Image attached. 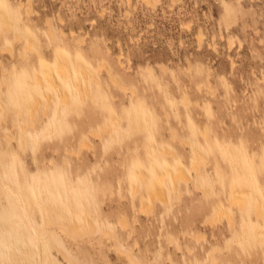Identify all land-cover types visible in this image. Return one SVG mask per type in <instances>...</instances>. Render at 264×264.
Wrapping results in <instances>:
<instances>
[{
	"label": "rangeland",
	"instance_id": "obj_1",
	"mask_svg": "<svg viewBox=\"0 0 264 264\" xmlns=\"http://www.w3.org/2000/svg\"><path fill=\"white\" fill-rule=\"evenodd\" d=\"M7 1L5 8L13 13L17 3H22L23 37L13 40L10 31L0 38V89L4 91V107L0 106L1 161L3 155L4 162L7 155H17L29 178L35 169L32 147L21 155L19 133L23 128L42 134L54 119L52 107L45 109L42 102L35 127H30L10 107L25 102H19L15 93L5 94V88L14 81L15 69L23 79L41 76L42 58L46 69L54 70L55 47L44 34L48 23L64 37L66 42L59 47L72 63L79 62L91 72H97L102 64L125 88L114 85L105 70L96 73L99 88L87 79L91 92L78 106L79 115L76 110L61 119L55 134L40 144L36 157L44 176L56 175L53 182L60 191L73 192L77 185L83 186L101 215L94 220L98 232L75 240L54 226L57 234L47 243L53 262L73 264L58 254L52 242L77 264H129L126 255L130 253L136 264H175L177 260L183 264L185 259L206 264H251L264 258V232L258 233L260 241H244L240 235L242 229H248V236L257 232L255 229L264 231V222L256 220L253 211L248 214V227H241L244 218L234 206L230 228L225 217L207 223L219 204L228 207L234 189H248L261 195L264 202V132L259 127L264 120V0ZM225 4L240 13L239 23L221 29ZM230 40L235 46L229 47ZM130 46L135 54L130 53ZM54 78L67 86L61 77L55 74ZM136 113L150 130L129 127L127 118ZM112 116L121 128L117 141L115 131L110 137L103 129ZM105 144L110 146L107 154ZM151 144L176 156L158 155L154 162L159 168L170 162L169 168L176 164L190 178L188 183H175L179 195L168 179L163 182L168 193L165 204L147 199L154 178L147 159L152 155ZM193 148L205 159L199 166V178L190 168ZM134 171L144 173L145 179L136 182ZM10 207L15 209L0 191V216L10 217ZM119 220L124 223L119 224Z\"/></svg>",
	"mask_w": 264,
	"mask_h": 264
},
{
	"label": "bare ground",
	"instance_id": "obj_2",
	"mask_svg": "<svg viewBox=\"0 0 264 264\" xmlns=\"http://www.w3.org/2000/svg\"><path fill=\"white\" fill-rule=\"evenodd\" d=\"M2 1L3 4L7 5L8 2L7 0H2ZM21 4L22 3L20 2L17 3L16 12L14 13L8 12L9 10L6 9L5 7H0V38L2 35L8 34V32L10 31L11 34L13 33L12 34L14 36L13 40H17L23 37L20 27L21 25L20 17L22 14ZM25 13L29 15V12L26 10ZM47 25L48 27L45 30L44 34L46 36V39L50 41V43H53L55 47V49L53 48L54 59H52L54 61V70L52 71L50 68L46 69L48 68V66L41 58L39 62L40 66L42 67L41 76H39L38 74L36 75L34 74V77L31 80L23 79L20 77V74L15 69V72H13L14 75L13 83H10L9 86L5 88L6 89L5 94L7 96H12L15 93L19 99V102L21 101L25 102L24 105H21L19 103L16 106L11 105L10 107L11 109H15L14 111L15 115L19 116L20 118L21 117L25 118L28 124L30 125V127H35L34 126L36 121L35 115H38L37 113L39 112V108H41L40 104L42 102H43L42 106L46 107L45 109H48L47 107L49 108L52 107V109L54 110V119H52L51 121L49 120L50 127L46 130V132L42 134L35 135L33 134L34 133L33 131H32L33 133H30L28 131L23 130V128L19 133L20 135L18 137L17 144L21 155L23 154L22 156H24L29 146L32 147L31 149L32 164L35 169L29 178L23 169L24 162L20 160L17 155L16 157L13 158H9V156L7 155L8 157L7 162H4L3 160L4 155L1 156L2 161L0 160V162L2 163L3 166L0 168V191L8 201L9 200L10 202L12 201V204L15 206V209L10 207L9 210L10 217H7L5 215L0 216V264H55L50 256L47 247L48 245L47 243L49 242V240L51 241L52 236L57 234L53 232L54 226L57 227L59 233L65 235L71 240H75L77 236L81 237L83 235L95 232L97 230V226H95L96 223H94V220L95 219L98 220L99 217L101 216L100 213L98 212L97 203H95V201L92 199L90 193L85 192L83 186L77 185L76 188H74L73 192H68L66 191V189L65 190L62 189L60 191V189H58L53 182V180H55L56 178L55 177L56 175L53 177H51L50 175L44 176V174L39 170V166L37 167V164L33 163V161L34 160L37 161L36 156H37V152H39L40 150L39 148L42 147L40 146L41 142H44L48 140L50 137H52L55 134V131H57L59 121L61 119L68 118L69 114L72 111L74 112L78 109V106L84 100L85 95L86 96L89 95L88 91H90L91 88L90 85H88L87 83V79H92L94 82V83L92 82L94 86L99 88L98 86L99 81L96 73L101 72V70H105V72H108V77L110 78L111 82L114 85H117L122 90H125V88L121 84H117L119 83L117 82L118 80L115 77H113L110 74L109 70L102 64L98 66L97 72L96 71L91 72L79 62L72 63L69 60V57L59 47L60 43L66 42L64 40V37H62V35L60 34H59L60 36H58L56 34L55 29L49 23ZM24 37L27 38L26 43L29 46L32 45L30 38L27 36ZM74 43L76 44L77 42ZM55 74L58 77H61L60 81H64L67 84V86L58 82L57 79L54 78ZM3 92L4 91L0 89V106H3L1 102L2 96L4 94ZM51 101H53V105ZM186 103L187 101L185 99L184 104ZM83 104L84 103H82V106ZM76 112H78V110ZM79 113L80 111L78 112V115ZM6 116L7 115H5V117ZM127 122L130 128H134V129L143 128L146 130H150L149 127L146 126L147 123L143 121V119L140 117L139 113H136L134 116L129 115L127 118ZM11 124L13 125L15 124V122L13 121ZM29 125H26V127H28ZM103 129L104 132L110 135V137L115 136V135L111 136L112 131H115L117 137L116 136L114 137V141L120 139V136L118 134L120 133L121 128L119 126V123L116 121V119H114L113 116L110 118V122H107L105 124V127ZM131 130L133 131V129ZM102 134L103 133L101 132L100 135L102 136ZM94 137H96V134ZM5 138L9 140L8 137ZM205 138H207V135H205ZM11 141L9 140V142ZM183 142L189 145V142L187 141H183ZM34 145L36 146L35 156L33 155ZM150 147H151L150 151L152 155L147 156L148 157L147 159H149L148 161L152 169L154 178L151 180V183H149V190L147 191L149 197L147 199L150 200V203H151V199H156L161 204H165V202L168 201L167 200L168 193L167 190L164 188L165 184L163 185V182H166L165 180L168 179V181H170V183L173 184L172 190L175 191V193L177 194L178 192L175 183H179V182L188 183L187 180L189 177L186 176L185 169L177 166L176 164H174L172 168H169L170 162L167 163L165 161L162 165H160L161 168H159L157 162H154L155 158L158 157V155H160L161 157L165 155L167 156L169 154H171V157L175 155H173L174 154L173 152H165L163 150H158L156 145L151 144ZM53 150L55 152V148ZM191 152H192L193 160L191 162L190 168L192 170L193 176L195 178H199L201 174L199 166L200 164L202 165V163H204L205 159L196 148H193ZM175 157H174V161L178 162L179 159ZM132 177L136 180V182H139L140 180L145 179L146 176L142 172L134 171L132 173ZM195 187L197 189H200L198 188V184H195ZM133 188H136V186H134ZM99 191L100 190L98 189V193ZM62 200L64 201V204L61 203ZM228 203L229 205L226 208L222 207V205L219 204V207L216 208V213L214 212L215 213L214 219L221 220L222 217H225L229 228L233 224L232 222L233 211L231 209L233 206L238 210V212L241 213V216L244 218L241 224L242 228L249 226V223L247 221L249 219L248 214L250 211H253L256 220L259 221L262 220L264 222V202L261 198V195L251 194L249 190L245 188H239L237 190L234 189L233 196L230 199H228ZM143 210L145 209L143 208ZM91 212H93L94 215H92L93 213ZM244 215H246L247 217H244ZM34 221H37V224H35ZM118 222H120L119 224H121L120 220ZM98 228L100 229V231H102L100 227ZM247 230L248 229L241 230L240 235L242 240L244 241L253 240V239L260 241L258 233L264 232L255 229L257 232H255L254 234L250 233V236H248L249 233L247 232ZM107 234L108 233L106 232L105 235ZM52 244H53L52 247L57 250L58 254H61L64 260H67L68 262H73V264H77L76 261H72L71 257L68 254H66L61 248L56 246L53 242ZM187 251L188 253L190 252L189 249ZM211 251H215L213 247L211 248ZM130 254H128V256L126 255L129 264H136L135 262L136 260L134 261V258Z\"/></svg>",
	"mask_w": 264,
	"mask_h": 264
},
{
	"label": "snow or ice",
	"instance_id": "obj_3",
	"mask_svg": "<svg viewBox=\"0 0 264 264\" xmlns=\"http://www.w3.org/2000/svg\"><path fill=\"white\" fill-rule=\"evenodd\" d=\"M0 7H7V5L3 4L2 0H0ZM149 7H151V5H149ZM224 7H225L226 11H225L224 17L221 20V29H223L225 26L231 28L233 23H239V16H240V13L234 12L233 9H230L229 5L225 4ZM91 23H93L95 25L97 23V21L93 20V21H91ZM187 27L190 29L191 25H188ZM261 35H262V38H264V33H262ZM221 38H222V35L217 36L215 39L219 40ZM241 39H243V38H241ZM201 40H202V37H201ZM262 43H264V39H262ZM134 44H135V40L133 41V45ZM209 46H211V44ZM233 46H235V42L230 40L229 41V47H233ZM240 46L242 47L243 45L241 44ZM129 51L131 54H135V48L133 46H130ZM121 59H123V57H121ZM233 68H235V65H233ZM225 85H227V81H225ZM259 127H260L261 131L264 132V120H261ZM109 151H110V146L108 144H105L104 145L105 154H107ZM35 154H36V146L34 145L33 155L35 156ZM33 163H36L37 167L39 166L38 161L34 160ZM207 223L208 224H214L215 223L214 217H209ZM100 264H106V262L101 261ZM119 264H124V262L120 261ZM175 264H180L179 260H177L175 262ZM183 264H206V262L200 261V260H191L190 261V260L185 259ZM246 264H247V262H246ZM251 264H264V258H262L258 262L252 261Z\"/></svg>",
	"mask_w": 264,
	"mask_h": 264
}]
</instances>
